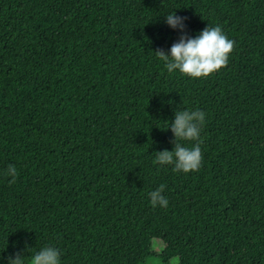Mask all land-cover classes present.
I'll use <instances>...</instances> for the list:
<instances>
[{"label": "trees", "instance_id": "1", "mask_svg": "<svg viewBox=\"0 0 264 264\" xmlns=\"http://www.w3.org/2000/svg\"><path fill=\"white\" fill-rule=\"evenodd\" d=\"M207 25L227 64L169 74L153 53ZM185 109L205 113L187 174L155 160ZM36 240L61 264H264V0H0V264Z\"/></svg>", "mask_w": 264, "mask_h": 264}, {"label": "clouds", "instance_id": "2", "mask_svg": "<svg viewBox=\"0 0 264 264\" xmlns=\"http://www.w3.org/2000/svg\"><path fill=\"white\" fill-rule=\"evenodd\" d=\"M164 22L171 30L184 32V19L176 16L175 11L163 16ZM233 48V41L222 32L219 26L208 25L194 37L181 35L165 54L157 50L153 54L162 63L165 70L172 74L178 72L189 79L207 78L227 64ZM167 130L172 134V150L156 152V163L171 166L174 172H195L201 165V130L205 122V113L199 109L179 110L173 112ZM191 142V147L181 142ZM4 176L15 179L17 170L9 165ZM164 186L160 185L148 193L151 207L166 208L168 199L163 195ZM26 249V255L14 254L6 259V264H61L62 253L56 247L45 245L35 252Z\"/></svg>", "mask_w": 264, "mask_h": 264}, {"label": "rangeland", "instance_id": "3", "mask_svg": "<svg viewBox=\"0 0 264 264\" xmlns=\"http://www.w3.org/2000/svg\"><path fill=\"white\" fill-rule=\"evenodd\" d=\"M159 245H160V243L157 241H154L152 243V248H153L154 252L155 251L156 252L161 251V246H159ZM34 246L37 248V250H39V248L45 246V244L41 240H36L34 242ZM148 264H160V263H159L158 259L156 258V259H153L152 261H150Z\"/></svg>", "mask_w": 264, "mask_h": 264}]
</instances>
